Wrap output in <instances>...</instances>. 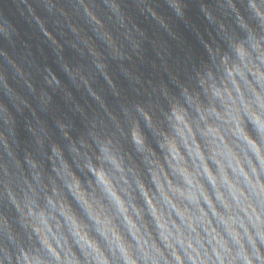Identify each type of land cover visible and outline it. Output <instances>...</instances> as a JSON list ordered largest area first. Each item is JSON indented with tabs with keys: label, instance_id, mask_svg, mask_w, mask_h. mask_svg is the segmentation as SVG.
Returning <instances> with one entry per match:
<instances>
[{
	"label": "clouds",
	"instance_id": "9594fccd",
	"mask_svg": "<svg viewBox=\"0 0 264 264\" xmlns=\"http://www.w3.org/2000/svg\"><path fill=\"white\" fill-rule=\"evenodd\" d=\"M241 7L228 0L234 26L219 20L225 47L209 33L207 58L125 108L123 123L109 111L115 131L73 141L71 160L52 141L45 165L0 130V264H264V0ZM0 85L27 103L3 70ZM0 115L11 133L3 100Z\"/></svg>",
	"mask_w": 264,
	"mask_h": 264
},
{
	"label": "water",
	"instance_id": "95a60500",
	"mask_svg": "<svg viewBox=\"0 0 264 264\" xmlns=\"http://www.w3.org/2000/svg\"><path fill=\"white\" fill-rule=\"evenodd\" d=\"M179 2L183 15L176 13L171 0H0V70L27 101L14 106L0 85V100L15 118L10 133L0 115V130L38 158L43 153L45 165L52 141L71 160L73 141L79 147V140H90L94 132L115 131L108 112L123 123L125 108L155 99L161 83L172 86L173 74L199 62L201 54L207 58L204 41L211 42L209 33L226 46L219 20L234 26L233 17L226 15L231 11L228 0ZM244 2L234 0L241 11ZM85 7L103 21L111 42L89 21ZM205 8L218 19L208 18ZM141 127L151 138L143 121Z\"/></svg>",
	"mask_w": 264,
	"mask_h": 264
}]
</instances>
